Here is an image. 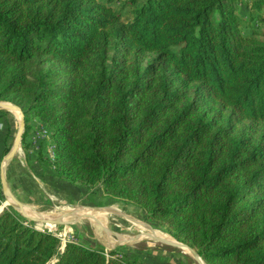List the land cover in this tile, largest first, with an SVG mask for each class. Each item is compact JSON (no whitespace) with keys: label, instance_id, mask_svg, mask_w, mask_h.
Here are the masks:
<instances>
[{"label":"trees","instance_id":"trees-1","mask_svg":"<svg viewBox=\"0 0 264 264\" xmlns=\"http://www.w3.org/2000/svg\"><path fill=\"white\" fill-rule=\"evenodd\" d=\"M114 1L0 0L22 144L37 122L55 178L134 205L205 264H264V0ZM53 259L136 264L0 214V264Z\"/></svg>","mask_w":264,"mask_h":264},{"label":"rangeland","instance_id":"rangeland-1","mask_svg":"<svg viewBox=\"0 0 264 264\" xmlns=\"http://www.w3.org/2000/svg\"><path fill=\"white\" fill-rule=\"evenodd\" d=\"M125 1L126 0H115L112 5L114 9H119L124 5ZM129 12L130 10L128 9L123 11L124 15H128ZM248 12L249 10L244 5L238 7V15L240 17L246 19ZM253 25L256 27L255 29L257 31H264V26H262V24L254 23ZM249 31L250 29H247V32ZM2 113L4 114L6 112ZM33 127L40 128L39 125H34ZM16 137L17 132H14L6 148L8 147L10 149L13 146ZM40 145L38 150L36 146H33L32 152L33 150L36 151V157H38V153H40L39 150L43 149L44 154H42L43 159L41 162L46 166L44 158L46 159L48 155V145L46 143L44 146H42V143H40ZM27 146L25 148L23 147V150H27ZM19 157H21V154H19ZM19 157L16 156L13 161H19ZM5 170L6 173H8V170L10 171V165H8ZM43 170L45 171L46 169L44 168ZM52 181H54V179H52ZM55 183L54 181L53 184H48L47 186L44 184L37 185V204H23V212L16 209V204L11 199L12 197L3 196L4 199L0 204V211L2 210L3 212L4 210L12 209L17 212L20 220L27 221L28 219L25 216L28 215L24 214L25 210L35 214H47L51 212L58 215L68 207L87 210L90 216H79L80 214L76 216L72 215L67 219L57 221V223L60 224L57 226L34 219V221H32L33 227L37 231L51 233L59 239L61 251L67 242L73 241L87 248L90 246L103 247L105 251L114 247L113 249L117 248L123 251L130 259L138 257L137 253H139L144 257V262L142 261V264H200L198 259H196L194 255L188 253V251L185 250V254L175 247L162 243V238L169 242L172 239L165 236L166 234L171 237L166 231L157 230L147 223L143 212L134 205L107 197L100 186L91 188L69 186L68 188V185L62 181L61 183L65 185L63 187ZM95 220L99 222H97L98 225ZM172 240L170 243L176 245V241L174 239ZM128 242H131V244L120 246V244ZM54 262L55 259L49 264H54ZM135 262L136 264L141 263V261L137 259Z\"/></svg>","mask_w":264,"mask_h":264},{"label":"crops","instance_id":"crops-1","mask_svg":"<svg viewBox=\"0 0 264 264\" xmlns=\"http://www.w3.org/2000/svg\"><path fill=\"white\" fill-rule=\"evenodd\" d=\"M5 112L3 115L0 114V191L3 196L12 197L11 199L16 200L22 207L23 204L27 205V203L37 204V185L44 184L47 186L53 184L54 181L56 185H62L61 187L65 185L61 183V180L54 177L50 168L37 161L36 151L33 150L32 152L33 145H29L28 139L21 144L22 146L12 156L10 155L15 142L10 149L6 146H8L14 132H17L18 135L20 118L19 114L17 116L11 111ZM34 125L39 124L34 122L32 127ZM25 144L28 145L27 150H23V147H26ZM19 154H21V157H19ZM16 156L19 157V161H13ZM8 165H10V171L8 170V173H6L5 168ZM69 186L67 187L69 188ZM137 255L138 257H134V259L141 261L140 264H142L144 257L139 253Z\"/></svg>","mask_w":264,"mask_h":264},{"label":"water","instance_id":"water-1","mask_svg":"<svg viewBox=\"0 0 264 264\" xmlns=\"http://www.w3.org/2000/svg\"><path fill=\"white\" fill-rule=\"evenodd\" d=\"M11 108H14V109L18 110V114H19V118H20L19 132H18V135L16 137L15 145L13 146L12 151L10 153V155L12 156L15 153V151L18 148H20V146L22 144V139H23V135H24V123H23V115H22V113H21V111L19 109L15 108L14 106H12V105H10L8 103L0 102V109L1 110L11 111L10 110ZM3 180H4V177H3ZM13 201L16 204V209L19 210L20 212H23L22 211V206L16 200L13 199ZM1 212H2V210L0 211V214H1ZM26 218L29 221H34V219H31L29 217H26ZM50 224H53L55 226L60 225L57 222L56 223H50ZM161 242L164 243L165 245H169V246H172V247L177 248L178 250H181L182 253H185L184 251L187 250L190 254L194 255L196 259H198V261L200 262V264H205L204 261L196 254V252L194 250L188 248L187 246H184L182 244H179V243L175 242L177 245H179V246H176V245L171 244L169 241H166L163 238L161 239ZM129 244H131V242L120 244V246H122V245H129ZM113 248L114 247H112L110 250H113Z\"/></svg>","mask_w":264,"mask_h":264},{"label":"bare ground","instance_id":"bare-ground-1","mask_svg":"<svg viewBox=\"0 0 264 264\" xmlns=\"http://www.w3.org/2000/svg\"><path fill=\"white\" fill-rule=\"evenodd\" d=\"M18 110H16V109H14V108H11V112L12 113H14L15 115H17L18 116V112H17ZM60 211V210H59ZM24 214L25 215H28L29 216V218H31V219H35V220H37V221H42V222H45V223H56L57 221H61V220H64V219H67V218H69L70 216H72V215H77V214H80L79 216H87V215H89L90 216V214H89V211H87V210H80V209H77V208H71V207H68V208H65L64 209V211L60 214V215H58V214H55V213H47V214H41V213H39V214H35V213H33V212H31V211H27V210H25V212H24ZM28 216H25V217H28ZM59 216H61V217H59ZM92 216V215H91ZM93 217V216H92ZM61 218V219H60ZM91 218V217H90ZM97 219H99L98 217H96ZM95 219V218H94ZM96 221V220H95ZM98 221H96V224L98 225V223H97ZM101 224V223H100ZM103 227V226H102ZM165 236L166 237H168V238H170L171 239V237H169V236H167L166 234H165ZM170 239H168V240H170ZM166 240V239H165ZM172 240V239H171ZM171 240H170V242H171ZM173 241V240H172ZM174 242V241H173ZM172 242V243H173ZM113 243V242H112ZM109 244V243H108ZM177 245V244H176ZM179 246V245H178ZM187 251V250H186ZM189 253V252H188Z\"/></svg>","mask_w":264,"mask_h":264},{"label":"built area","instance_id":"built-area-1","mask_svg":"<svg viewBox=\"0 0 264 264\" xmlns=\"http://www.w3.org/2000/svg\"><path fill=\"white\" fill-rule=\"evenodd\" d=\"M0 111H4V110L0 109ZM28 139L31 142V144L33 146H36V148L38 149V144L40 141L45 140L48 142L49 132L45 129H42V128H34L33 127L32 132L28 136ZM47 153H48V155L46 156V158L49 159L50 161H53L51 146H48Z\"/></svg>","mask_w":264,"mask_h":264}]
</instances>
